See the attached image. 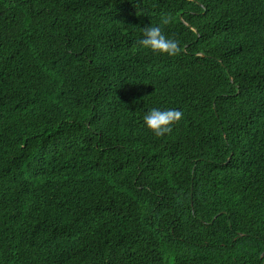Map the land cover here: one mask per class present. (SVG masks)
I'll use <instances>...</instances> for the list:
<instances>
[{
	"label": "trees",
	"instance_id": "16d2710c",
	"mask_svg": "<svg viewBox=\"0 0 264 264\" xmlns=\"http://www.w3.org/2000/svg\"><path fill=\"white\" fill-rule=\"evenodd\" d=\"M0 264H264V0H0Z\"/></svg>",
	"mask_w": 264,
	"mask_h": 264
},
{
	"label": "clouds",
	"instance_id": "9594fccd",
	"mask_svg": "<svg viewBox=\"0 0 264 264\" xmlns=\"http://www.w3.org/2000/svg\"><path fill=\"white\" fill-rule=\"evenodd\" d=\"M171 14H161L158 25H149L143 28L139 44L153 53L176 55L180 52L178 41L168 37L162 31V26L172 23ZM182 113L174 108L152 107L144 113L142 119L144 125L156 136H163L171 131L172 125L178 122Z\"/></svg>",
	"mask_w": 264,
	"mask_h": 264
},
{
	"label": "water",
	"instance_id": "95a60500",
	"mask_svg": "<svg viewBox=\"0 0 264 264\" xmlns=\"http://www.w3.org/2000/svg\"><path fill=\"white\" fill-rule=\"evenodd\" d=\"M194 31H196L195 29H193Z\"/></svg>",
	"mask_w": 264,
	"mask_h": 264
}]
</instances>
